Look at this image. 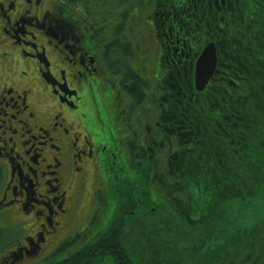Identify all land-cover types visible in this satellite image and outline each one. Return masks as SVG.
<instances>
[{"label": "flooded vegetation", "instance_id": "flooded-vegetation-1", "mask_svg": "<svg viewBox=\"0 0 264 264\" xmlns=\"http://www.w3.org/2000/svg\"><path fill=\"white\" fill-rule=\"evenodd\" d=\"M136 6L0 0V65L7 63L0 68V264H64L101 209L92 205L76 223L89 170L93 198L102 202L108 174L127 179L132 158L164 161L166 68L175 59L154 27V7ZM129 18L132 27L122 29ZM185 52L194 63L198 51Z\"/></svg>", "mask_w": 264, "mask_h": 264}, {"label": "trees", "instance_id": "trees-1", "mask_svg": "<svg viewBox=\"0 0 264 264\" xmlns=\"http://www.w3.org/2000/svg\"><path fill=\"white\" fill-rule=\"evenodd\" d=\"M152 1L175 55L161 118L173 145L164 161L125 167L127 179L108 174L140 211L82 247L76 264H264V0ZM207 42L218 74L197 92L182 45Z\"/></svg>", "mask_w": 264, "mask_h": 264}, {"label": "rangeland", "instance_id": "rangeland-1", "mask_svg": "<svg viewBox=\"0 0 264 264\" xmlns=\"http://www.w3.org/2000/svg\"><path fill=\"white\" fill-rule=\"evenodd\" d=\"M46 2H47V0H45ZM142 1V0H141ZM146 1V0H145ZM148 2H150V1H148ZM150 3H147V5H149ZM137 5V4H136ZM134 10H135V8H134ZM129 12V14H131V16H135V12H133L131 9L128 11ZM113 16V15H112ZM122 27V29L123 28H127V27H132V23H131V19L129 18L127 21H126V23H125V25L124 26H121ZM141 26H139L138 25V29L140 28ZM7 66V63L6 62H4V63H2L1 65H0V68L3 70H5V67ZM212 81V80H211ZM33 82V86H36V89L38 90V91H40V92H42L43 90L40 88V87H38L39 85H38V83H36L34 80L32 81ZM37 84V85H36ZM211 100V95L209 96V97H207L205 100H204V109L207 111L208 109L206 108V105L205 104H207L209 101ZM86 113H87V115L89 116L88 118L90 119V122H92V119H93V116H92V114H89L87 111H86ZM92 124H94V123H92ZM107 130L105 131V132H103V135H102V139H101V142L102 141H105V138L107 137V135L109 134L110 136H114L115 134H114V130H117V127L116 126H114L113 128H111V127H107L106 128ZM173 133L174 132H172V133H169L170 135H173ZM118 138V134L116 135V139ZM113 143L111 142V143H109V144H106L104 147H106V149H105V152L106 153H108V154H112V152H113V150H114V148H115V144L114 145H112ZM172 145H173V138L172 137H170V138H168V146H167V148H168V150H170L171 149V147H172ZM128 147H129V145H127V149H128ZM102 154V153H101ZM99 156H97V157H95V162H96V167H99V164H98V161H100V157L98 158ZM91 174H92V170L90 169L89 170V173H88V182H89V184H88V187H87V190L85 191V193H84V195L81 197V199H80V202H81V204H82V208H80V209H78V217H79V220L76 222V223H83V221H82V219H81V217L80 216H83L84 218H86V211H87V213L89 214L90 213V211H91V205H92V202L94 201L93 200V194H92V181H93V179L91 178ZM90 185V186H89ZM127 204H129V205H131V202H129V203H126V202H124V200L122 201V207H121V209H123V208H125L126 207V211L127 212H129V213H131V212H133L134 211V208L132 207V206H127ZM154 213H156V211L154 212ZM77 228L78 227H75V228H73V231L74 232H78L77 231ZM140 255V254H139ZM139 259H140V256H139ZM139 259H138V262H139ZM139 264V263H138ZM257 264V263H256ZM260 264V263H259Z\"/></svg>", "mask_w": 264, "mask_h": 264}, {"label": "water", "instance_id": "water-1", "mask_svg": "<svg viewBox=\"0 0 264 264\" xmlns=\"http://www.w3.org/2000/svg\"><path fill=\"white\" fill-rule=\"evenodd\" d=\"M216 66L215 48L212 43L204 47L198 56L194 68V87L203 91L207 86Z\"/></svg>", "mask_w": 264, "mask_h": 264}, {"label": "bare ground", "instance_id": "bare-ground-1", "mask_svg": "<svg viewBox=\"0 0 264 264\" xmlns=\"http://www.w3.org/2000/svg\"><path fill=\"white\" fill-rule=\"evenodd\" d=\"M93 245V242L89 241L88 242V247L90 248ZM86 258V257H85Z\"/></svg>", "mask_w": 264, "mask_h": 264}]
</instances>
